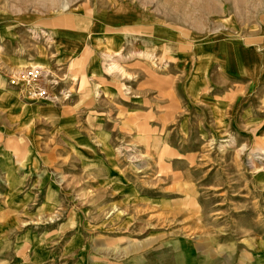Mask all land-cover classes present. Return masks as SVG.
Listing matches in <instances>:
<instances>
[{
    "label": "rangeland",
    "instance_id": "obj_1",
    "mask_svg": "<svg viewBox=\"0 0 264 264\" xmlns=\"http://www.w3.org/2000/svg\"><path fill=\"white\" fill-rule=\"evenodd\" d=\"M0 264H264V0H0Z\"/></svg>",
    "mask_w": 264,
    "mask_h": 264
},
{
    "label": "crops",
    "instance_id": "obj_2",
    "mask_svg": "<svg viewBox=\"0 0 264 264\" xmlns=\"http://www.w3.org/2000/svg\"><path fill=\"white\" fill-rule=\"evenodd\" d=\"M124 16V15H123ZM112 23V22H111ZM157 33V35L155 36V41H159L160 39H158L160 36H159V34H158V32H156ZM80 36H81V34H80ZM87 40V39H86ZM262 60H260L259 62H261ZM263 64V63H262Z\"/></svg>",
    "mask_w": 264,
    "mask_h": 264
},
{
    "label": "built area",
    "instance_id": "obj_3",
    "mask_svg": "<svg viewBox=\"0 0 264 264\" xmlns=\"http://www.w3.org/2000/svg\"><path fill=\"white\" fill-rule=\"evenodd\" d=\"M35 94H37V93L35 92ZM35 96H39V95H35Z\"/></svg>",
    "mask_w": 264,
    "mask_h": 264
}]
</instances>
